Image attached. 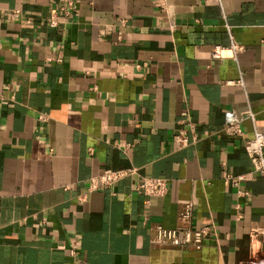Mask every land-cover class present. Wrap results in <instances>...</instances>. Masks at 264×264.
I'll use <instances>...</instances> for the list:
<instances>
[{
    "label": "crops",
    "instance_id": "crops-1",
    "mask_svg": "<svg viewBox=\"0 0 264 264\" xmlns=\"http://www.w3.org/2000/svg\"><path fill=\"white\" fill-rule=\"evenodd\" d=\"M62 2L0 0V264H251L264 173L243 141L264 134V0H74L50 27ZM231 40L234 56H211ZM227 109L254 113L240 138L223 131ZM141 175L166 177L167 193L136 190ZM186 201L193 226H213L204 245L152 244Z\"/></svg>",
    "mask_w": 264,
    "mask_h": 264
},
{
    "label": "built area",
    "instance_id": "built-area-1",
    "mask_svg": "<svg viewBox=\"0 0 264 264\" xmlns=\"http://www.w3.org/2000/svg\"><path fill=\"white\" fill-rule=\"evenodd\" d=\"M164 3L165 0H163ZM74 7V0H64V2L54 5L50 8L48 15L46 16V23L50 27L58 26L61 21L68 17L72 8ZM18 10L13 11L15 16ZM33 17L29 15L24 16L26 23L32 22ZM240 49L238 43L231 40L227 46H214L211 50V56L216 58L232 57L236 51ZM240 81V80H239ZM229 82H233L230 80ZM224 123L223 131L228 136L234 138H240L243 136L242 121L245 118H249L254 122L255 116L251 110H247L242 113H238L234 109H227L223 112ZM42 120H45L44 116H41ZM183 122H187L192 131L194 130L193 123L190 120L188 114L185 115ZM174 137L181 144H187L188 137L185 128H179ZM243 146L248 154L252 168L255 171L264 173V134L254 127L253 134L250 137H246L243 141ZM136 172V168H106L100 173L91 177V186H101L104 188L111 187L116 181ZM225 181L234 186L239 187V183L245 178L244 174L233 175L226 174ZM136 190L142 192L147 197L164 196L168 191V179L162 176H149L141 175L139 180L135 184ZM245 192L238 189V194L242 195ZM192 215V202L186 201L181 205L178 212V223L174 227H164L161 224H155L150 228L149 241L156 245H169L180 248H196L199 249L204 245L205 240L208 238L212 231V225L204 224L201 226H193L191 224ZM236 216L240 217L239 205H236ZM259 236H264V228L261 226L252 227L249 230V239L251 248L255 250V244L258 242ZM259 248L256 247L257 251ZM244 264V263H241ZM251 264H264V251L260 250L252 257Z\"/></svg>",
    "mask_w": 264,
    "mask_h": 264
}]
</instances>
